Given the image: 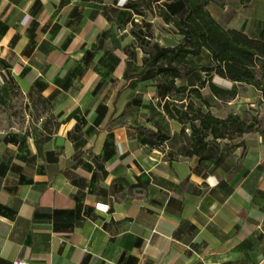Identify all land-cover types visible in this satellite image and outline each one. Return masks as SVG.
<instances>
[{"label":"crops","instance_id":"obj_1","mask_svg":"<svg viewBox=\"0 0 264 264\" xmlns=\"http://www.w3.org/2000/svg\"><path fill=\"white\" fill-rule=\"evenodd\" d=\"M126 1L0 0V19L7 22L0 52L11 56L16 73L26 68L22 78L28 86L41 72L49 93L65 79L69 87L60 90L66 93L45 97L68 102L73 85L88 84L69 94L81 102L62 106L56 123L48 115L34 137L0 130V264L15 259L29 264H264L263 135L253 130L233 142L218 138V153L202 161L177 149L188 141L191 128L187 124L182 130V123L156 105L154 84L139 81L134 92L162 113L156 118L144 109L148 119L137 122L129 118L134 95L120 101L121 90L91 89L105 49L120 56L114 68H106L120 86L130 43L141 62L145 52L135 31L145 29V22L151 23V40L174 45L180 39L178 32L172 42L156 36L154 19L168 24L158 13L162 0H144L142 14ZM206 5L226 27L257 35L264 26V0H209ZM86 50L93 57L85 63ZM75 67L84 69L75 74ZM212 78L238 91L230 99L211 96L210 107L217 101L226 107V112L211 108L218 115L233 111L244 117L247 102L264 100L254 84L216 73ZM206 87L204 94L210 95L209 86L201 91ZM77 106L81 111L74 114L83 112L87 120L80 122L75 145L70 133L77 115L69 114ZM119 112L124 117L118 122ZM141 123L159 124L170 135L161 145L144 144L137 138ZM239 140L243 144L237 145Z\"/></svg>","mask_w":264,"mask_h":264},{"label":"trees","instance_id":"obj_2","mask_svg":"<svg viewBox=\"0 0 264 264\" xmlns=\"http://www.w3.org/2000/svg\"><path fill=\"white\" fill-rule=\"evenodd\" d=\"M209 0H162L159 4L158 13L168 23H174L176 32L180 39L176 44H160L151 40L150 22H145V29L139 27L135 36L142 42L145 52L141 62L136 61L135 51L131 49V43L126 47L128 52L125 69L122 73L124 79L122 85L135 87L139 81L150 82L156 86L158 101L156 105L164 111L168 117L182 123L183 130L189 124L191 130L189 139L178 145L179 152L188 155H198V159L210 160L216 155L218 138H235L244 132L258 130L264 137V125L256 123V116L251 119L240 116L239 113L229 111L223 116L216 114L210 107L211 96L215 95L221 99H230L237 95V86H220L213 81L212 73L224 76L232 81H242L254 84L264 97V26L257 35L249 34L242 28L226 27L213 17L207 7ZM241 2L247 0H240ZM136 13L143 12L146 8L144 0H129L125 4ZM134 23V17L129 21ZM134 27V26H133ZM132 27V28H133ZM7 28L6 19H0V36ZM35 31L30 32V44L34 45ZM68 39V38H67ZM104 54L99 57L100 66L108 69L114 68L120 56L114 54L110 49H105ZM85 63L93 57V51L86 50ZM111 55V57H110ZM104 58L105 60H102ZM5 69L11 73L10 60H5ZM204 59L205 62L200 61ZM134 62L136 63L134 66ZM99 66V67H100ZM80 73L84 68L75 67ZM21 74L26 68L21 69ZM72 71L73 73H77ZM37 76L32 84H37L40 90L48 85V80ZM12 74V73H11ZM114 78V77H112ZM186 80V81H185ZM59 82V78L56 77ZM99 80H97L98 82ZM59 83L57 91L69 87L65 79ZM209 86L210 95L202 93L201 88ZM52 90L48 95L54 94ZM142 95L135 92L131 101L135 105L142 103ZM145 103V102H144ZM156 105L147 102L146 107L153 117L162 113ZM81 111L79 106L69 115H77L76 110ZM146 113V112H145ZM76 122L70 133L75 145H78L80 134V122L87 120L85 113L75 116ZM156 118H158L156 116ZM96 118L92 120L94 122ZM137 138L140 142L151 145H161L169 137L170 132L163 129L159 124H138ZM75 136V137H74ZM9 136L8 139H12ZM45 137V136H44ZM25 139V136H23ZM237 145L243 144L239 140ZM221 155H218V159ZM216 159V160H218ZM61 210V209H57Z\"/></svg>","mask_w":264,"mask_h":264},{"label":"rangeland","instance_id":"obj_3","mask_svg":"<svg viewBox=\"0 0 264 264\" xmlns=\"http://www.w3.org/2000/svg\"><path fill=\"white\" fill-rule=\"evenodd\" d=\"M1 15V12H0ZM155 20V28H156V36H158L161 40L164 39L165 41L172 42L174 41L176 35L174 33H177L175 30L174 23H165L158 21V19ZM154 28V29H155ZM2 48H0L1 51ZM0 56H3L5 60H10L11 56L5 52V50H2L0 52ZM200 61L205 62L204 59H201ZM4 61L3 59H0V130H8L10 132L19 133L23 131L24 135L33 133V136L35 134L37 135V132H42L43 130V123L45 119L48 117V115H51V117H56L53 122H57V117L60 116L61 112H58L59 109L64 106V108H71L73 104H77L79 97H71L69 94H72L73 91L78 90L84 91L86 88H88V84L79 83L72 86V89L69 90L67 93L68 98L71 99V101H62V102H51L48 98L45 97L47 93H49V88L40 90L37 87V84L33 85L31 84L28 86L23 80L25 78H22L24 75L21 73H16L15 69H11V73L7 69H5L3 65ZM136 63L134 62L133 66ZM80 68V67H79ZM100 66L99 69V78L93 81L91 84V89L93 92L100 91L105 92L111 91L113 89L120 91L121 90V97L120 101L124 100L125 96L128 97L129 95L135 94V88L139 89V85L137 84L135 87L131 88H122V85L120 86L119 82L112 81L110 76L107 75L106 67ZM97 69V68H95ZM80 70V69H78ZM76 70L80 74V72ZM65 72V70L62 71V73ZM68 72V71H67ZM41 76V75H39ZM97 80H99L97 82ZM243 84V83H239ZM65 89V88H64ZM90 88L88 90H91ZM66 90V89H65ZM65 90H59L61 93H66ZM208 91V88L206 87L204 90H202L203 93ZM139 92V90H138ZM132 93V94H131ZM141 93V92H140ZM142 95V94H141ZM144 96V95H142ZM81 102V100H79ZM155 102L158 101V99H154ZM147 102H142L139 105H135L132 107V112L129 113V118L134 121H143L148 119L146 115L144 114V109H148L145 105ZM221 102L217 101L212 104V109H214L216 112L222 111L226 112L224 105L223 107L220 104ZM223 103V101H222ZM67 105V106H66ZM244 106H246L243 110V116L247 119H251L253 115L256 116V123H260L261 125H264V100L260 99L259 97H256L254 99V103L252 105L247 102ZM220 108V109H219ZM147 111V110H146ZM148 113V112H147ZM150 113V112H149ZM122 115V116H121ZM155 116L158 117L156 114ZM118 122L122 119L123 113L119 112L117 115ZM40 138H44L43 135H39ZM25 139L31 140L30 137L25 136ZM236 139H230V140H222V142H233ZM225 143L223 144L225 146Z\"/></svg>","mask_w":264,"mask_h":264},{"label":"built area","instance_id":"obj_4","mask_svg":"<svg viewBox=\"0 0 264 264\" xmlns=\"http://www.w3.org/2000/svg\"><path fill=\"white\" fill-rule=\"evenodd\" d=\"M13 264H29L27 260L15 259Z\"/></svg>","mask_w":264,"mask_h":264}]
</instances>
